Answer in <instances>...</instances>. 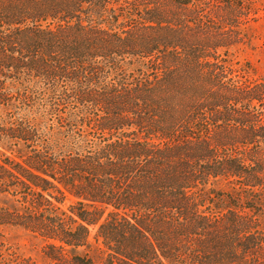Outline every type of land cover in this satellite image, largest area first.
Here are the masks:
<instances>
[{
	"label": "trees",
	"instance_id": "trees-1",
	"mask_svg": "<svg viewBox=\"0 0 264 264\" xmlns=\"http://www.w3.org/2000/svg\"><path fill=\"white\" fill-rule=\"evenodd\" d=\"M258 10L0 0V264H43L5 226L49 264H264V77L228 60Z\"/></svg>",
	"mask_w": 264,
	"mask_h": 264
},
{
	"label": "rangeland",
	"instance_id": "rangeland-1",
	"mask_svg": "<svg viewBox=\"0 0 264 264\" xmlns=\"http://www.w3.org/2000/svg\"><path fill=\"white\" fill-rule=\"evenodd\" d=\"M256 1V0H253ZM258 19L252 20L245 25L244 32L249 36V40L241 43L233 49L228 57L229 63L233 64L237 69L242 68L248 70L254 77H264V0H257ZM2 112V110H0ZM1 151L15 154L17 148L4 143ZM10 196L6 194L0 195V204L8 203ZM5 235V241L11 250L20 254L31 255L43 264H49V260L44 256L42 248L44 246L43 239L27 232L21 227L5 226L2 228ZM7 253L5 250L3 251ZM93 257L100 261L102 253L91 251Z\"/></svg>",
	"mask_w": 264,
	"mask_h": 264
}]
</instances>
